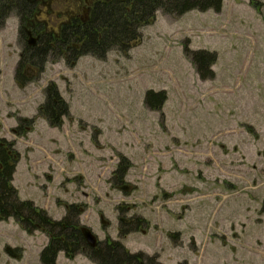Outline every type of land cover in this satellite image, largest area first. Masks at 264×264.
I'll use <instances>...</instances> for the list:
<instances>
[{"label":"rangeland","instance_id":"1","mask_svg":"<svg viewBox=\"0 0 264 264\" xmlns=\"http://www.w3.org/2000/svg\"><path fill=\"white\" fill-rule=\"evenodd\" d=\"M93 1L51 0L36 20L56 33ZM18 33L14 17L0 27V139L19 154L21 200L54 220L76 204L99 242L118 240L160 264H264V0L158 12L125 53L47 59L26 70L24 86L15 80ZM194 50L216 54L212 79L199 77ZM49 84L68 108L60 128L38 114ZM149 90L165 93L158 111L145 106ZM121 163L123 180L113 174ZM135 218L144 220L138 231L119 237L120 221ZM46 244L41 232L0 222V264H40ZM56 264L93 263L59 253Z\"/></svg>","mask_w":264,"mask_h":264},{"label":"trees","instance_id":"2","mask_svg":"<svg viewBox=\"0 0 264 264\" xmlns=\"http://www.w3.org/2000/svg\"><path fill=\"white\" fill-rule=\"evenodd\" d=\"M223 0H106L95 4L89 22L65 29L61 41L54 42L55 50L68 53L67 63L76 62L82 56H92L104 60L106 55L115 50L125 53L131 44L141 37V29L154 21L158 12L164 16L177 18L191 11L219 13ZM32 6L26 0H0V27L10 16H15L23 24L30 16ZM21 41V37L19 39ZM71 43L77 46L74 48ZM42 44V43H41ZM38 48L28 49L20 58L15 71V80L24 86L27 80L23 71L27 65L41 67L49 49L47 43ZM188 57L203 80L212 79L210 66L216 61V54L206 50L188 51ZM41 70V69H40ZM166 99L165 93L149 90L145 94V106L153 111L161 109ZM51 128H60L63 118L68 116V108L61 99L54 84L45 89V100L38 111ZM31 126V125H30ZM21 128V127H20ZM17 128L18 134L26 130ZM19 154L14 143L0 139V222L12 219L28 235L41 232L47 237V244L39 254L40 264H56L57 256L63 253L72 260L81 255L93 264H160L155 256L143 252H129L118 240L106 239L91 248L85 241L79 223L82 214L76 204L67 206L64 216L54 220L46 211L37 207L30 200H21L13 186L15 168ZM114 178L123 180L126 166L119 164L113 172ZM119 237L138 231L143 225L141 218L129 219L126 225L120 221ZM185 264V263H184Z\"/></svg>","mask_w":264,"mask_h":264},{"label":"flooded vegetation","instance_id":"3","mask_svg":"<svg viewBox=\"0 0 264 264\" xmlns=\"http://www.w3.org/2000/svg\"><path fill=\"white\" fill-rule=\"evenodd\" d=\"M26 1H27V3H29L32 6V11H31L30 16L25 18L23 24L20 23V20L17 17L10 16V17H14L17 20L18 25H19L18 38L20 39V37H21V41H22V42H18V44L20 45V49H21V53L19 55V60H20L21 56L28 49L38 48L39 44L41 45L40 47L43 48L44 45H42V44L47 43L46 47L48 46V49H49L48 54L44 57L45 60L42 62L41 67H38L35 65H33V66L27 65L25 67L23 74L26 76V79L29 80L32 78L31 77L32 75H27L26 70L27 69H32V70L34 69V70L40 71V69L43 68V65L47 61V59H51V60L60 59V60H64L66 63L68 60H70L68 53H66L65 50L64 51L61 50L60 56L58 53L56 54V52L50 51V49L53 51L55 50V43L54 42L55 41L56 42L61 41L62 34H63L65 29H69L73 26H80V25H83V24H86L87 22H89L95 4L98 2L106 1V0H94L93 2H85L86 4L84 7H82L81 11L75 9L72 12V14L69 16L68 20L62 21L60 24H58V27H57L58 30L56 33L52 32V31L51 32L46 31L45 28L41 24H39L36 20V15L38 14L39 11H41L40 10L41 6L45 7L46 13L48 14V11L50 9L51 0H26ZM80 12H82L83 14L81 15ZM71 46L74 48H77V46L74 45V43H71ZM16 68H17V65H16ZM16 68H15V71H16ZM17 128H20V127L18 126ZM23 129L27 131V130H29V127H24ZM14 133H17V129L14 130ZM66 209H67V207H66ZM66 209H65V211H66ZM42 210H44V209H42Z\"/></svg>","mask_w":264,"mask_h":264},{"label":"water","instance_id":"4","mask_svg":"<svg viewBox=\"0 0 264 264\" xmlns=\"http://www.w3.org/2000/svg\"><path fill=\"white\" fill-rule=\"evenodd\" d=\"M81 233H82L86 243L91 248H95L97 246L98 240H97L96 236L91 232L90 229H88L87 227H83L81 229Z\"/></svg>","mask_w":264,"mask_h":264}]
</instances>
